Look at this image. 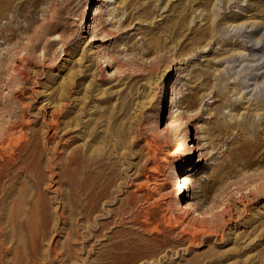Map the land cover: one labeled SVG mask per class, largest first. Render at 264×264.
Segmentation results:
<instances>
[{
  "label": "rangeland",
  "instance_id": "rangeland-1",
  "mask_svg": "<svg viewBox=\"0 0 264 264\" xmlns=\"http://www.w3.org/2000/svg\"><path fill=\"white\" fill-rule=\"evenodd\" d=\"M0 133V264H264V0H0Z\"/></svg>",
  "mask_w": 264,
  "mask_h": 264
},
{
  "label": "bare ground",
  "instance_id": "bare-ground-1",
  "mask_svg": "<svg viewBox=\"0 0 264 264\" xmlns=\"http://www.w3.org/2000/svg\"><path fill=\"white\" fill-rule=\"evenodd\" d=\"M250 37V36H249ZM250 52V51H249ZM163 102H164V99H163ZM163 104V103H162ZM177 117V116H176ZM193 118H191V120H192ZM190 120V121H191ZM187 123H189V121H188V119L187 120H185L184 119V116H182V115H179L178 117H177V119H172V120H170L169 122H168V126L166 127V129H165V131H163L164 133H171V134H175L176 135V137H177V135L179 134V132L181 131V129H182V127H184ZM188 126V125H187ZM4 127V126H3ZM14 128H15V123L14 124H11V123H9L8 125H6V127H5V130H4V133H3V137H5V136H7V134H9V133H11L13 130H14ZM3 129V128H2ZM190 129V128H189ZM187 130H188V128H187ZM1 134V133H0ZM13 134V133H12ZM11 134V135H12ZM169 135V134H168ZM167 135V136H168ZM166 136V135H165ZM7 137H9L10 138V136H7ZM189 137H188V135H186V140L188 139ZM0 140H2V141H4V139L2 138V139H0ZM6 140H8V139H6ZM189 140V139H188ZM8 142V141H7ZM1 144H3V143H1ZM1 146H3V145H1ZM187 147H188V151H187V154H189V156L191 157V155L193 154L192 153V150H193V146H189V145H187ZM2 148V147H1ZM188 160V159H187ZM68 163H67V166L69 167V168H71L72 166H73V164L74 165H78L77 164V159L75 158V156H73V155H69V157H68ZM64 162H65V160H64ZM66 164V163H65ZM189 164V163H188ZM63 165V164H62ZM84 167V166H83ZM79 168V167H78ZM34 169V168H33ZM31 170V169H30ZM63 171V170H62ZM69 171V170H68ZM78 170H71V175H72V179H69L70 181H68L69 182V188H70V190H68V192L69 193H74V191L76 190V186H75V182H76V177H77V174H78V172H77ZM34 172V171H33ZM33 174V173H32ZM35 175V174H34ZM29 176V175H28ZM4 178V174L2 173H0V183H1V181H2V179ZM30 178V177H29ZM66 178V177H65ZM74 178V179H73ZM78 178V177H77ZM67 180V179H66ZM66 180H64L63 179V182L65 181L66 182ZM264 180V179H263ZM30 181H31V179H30ZM33 181H34V179H33ZM32 181V182H33ZM62 181V180H61ZM74 182V183H73ZM79 182V181H78ZM184 185H183V187L181 188V190H180V193H179V199L180 198H183L184 197V199H182V201H184L185 200V196H186V194H185V192H186V190L187 191H189V182H188V177L187 176H185L184 177V180H183V182H182ZM34 185H38V184H34ZM260 186V185H259ZM36 187H38V186H36ZM39 188V187H38ZM93 188V187H92ZM254 188V187H253ZM81 189V188H80ZM86 190V189H85ZM256 190L257 191H260V190H264V184L261 186V187H256ZM66 193V192H65ZM90 193V192H89ZM94 193V192H93ZM92 193V194H93ZM185 195H184V194ZM187 193V192H186ZM96 194V193H95ZM95 194L93 195V198H92V203H97L99 200H100V198L98 197L97 198V196H95ZM64 196H66L65 194H64ZM72 196V195H71ZM91 196V195H90ZM99 196H100V194H99ZM104 196V195H103ZM79 197V196H78ZM67 198V197H66ZM96 198H97V201H96ZM104 198V197H103ZM89 201V200H88ZM71 202V201H70ZM91 203V202H90ZM76 204V203H75ZM74 205V204H73ZM95 206V205H94ZM182 209H183V211L186 213V214H190V212H191V210L193 209V207L191 206V204H187V205H185V206H183V205H179ZM75 207V206H74ZM84 209V208H83ZM76 210V209H75ZM228 210V209H227ZM229 211V210H228ZM224 212L221 216H222V218H224L226 215H231L230 214V212ZM113 215V214H112ZM229 218V217H228ZM184 219V218H183ZM205 219V218H204ZM214 219H215V217H214ZM231 219V218H230ZM181 221V220H180ZM203 221V220H202ZM210 221V220H209ZM125 222V221H124ZM184 222V221H183ZM196 222V221H195ZM204 223V222H203ZM108 225H109V223H106V222H104V223H97L96 224V226H95V228L97 229L98 228V226H99V229L98 230H100V229H107L108 228ZM179 225V224H178ZM190 225V224H189ZM204 225V224H203ZM193 226H195V224L193 225ZM202 226V225H201ZM201 226H195L196 228H195V230H196V234H199V232H201L202 231V233L203 234H208L207 233V231H206V229L207 228H204V227H201ZM190 227V226H189ZM205 227H206V225H205ZM213 227H214V224H213ZM194 228V227H193ZM200 228V229H199ZM216 228V227H215ZM213 229V230H216V229ZM218 229V228H217ZM211 230H212V225H211ZM211 231V233L209 232V234H208V237H212V236H215L216 235V232L215 231ZM97 231V230H96ZM217 231V230H216ZM100 233V232H99ZM185 233V232H184ZM190 233V232H189ZM192 233V232H191ZM186 234V233H185ZM189 235V234H188ZM93 236V239H96V238H98V235H96V232L94 231V235H92ZM197 236V235H196ZM195 235L193 236V233H192V235L190 236V239H191V241H190V243L192 244V245H194V244H197L199 241H198V238L196 237ZM207 236V235H206ZM105 237V236H104ZM92 239V238H91ZM109 239V238H108ZM104 240V239H103ZM95 241H97V240H95ZM98 242H99V239H98ZM101 245V244H100ZM118 245V244H117ZM124 245V244H123ZM127 247H128V245H126ZM139 246V245H138ZM131 247V246H130ZM106 248V247H105ZM125 248V247H124ZM132 248V247H131ZM122 250V249H121ZM133 250V249H132ZM148 250V249H147ZM106 251V250H105ZM108 251V250H107ZM136 251V250H135ZM149 251V250H148ZM126 252V251H125ZM124 252V253H125ZM127 253H128V251L125 253V255H127ZM142 253H144V252H142ZM147 252H145V254H146ZM151 253H152V250H151ZM110 254V253H109ZM129 255H130V257H128L127 259L131 262L133 259H135L136 257H139L140 255H141V252H140V250L139 251H136L135 253H130L129 252ZM111 256V255H110ZM143 257V256H142ZM117 259V258H116ZM222 260V259H221ZM100 261V260H99ZM99 261H97V262H99ZM124 261V260H123ZM211 261V260H210ZM213 262H214V260H213ZM216 262H219V261H216ZM93 263H95V262H93ZM210 263V262H209ZM95 264H99V263H95ZM104 264H106V263H104Z\"/></svg>",
  "mask_w": 264,
  "mask_h": 264
}]
</instances>
